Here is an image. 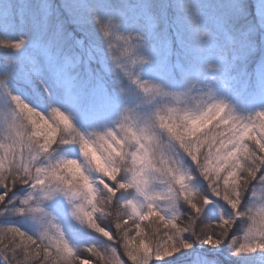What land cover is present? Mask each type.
<instances>
[{
  "label": "snow or ice",
  "instance_id": "6c2138e0",
  "mask_svg": "<svg viewBox=\"0 0 264 264\" xmlns=\"http://www.w3.org/2000/svg\"><path fill=\"white\" fill-rule=\"evenodd\" d=\"M0 48V264H264V109L211 74L264 80V0H0Z\"/></svg>",
  "mask_w": 264,
  "mask_h": 264
},
{
  "label": "trees",
  "instance_id": "16d2710c",
  "mask_svg": "<svg viewBox=\"0 0 264 264\" xmlns=\"http://www.w3.org/2000/svg\"><path fill=\"white\" fill-rule=\"evenodd\" d=\"M36 2H38V0H29V4H34ZM49 2L53 4H59L60 0H49ZM187 2H191V0H187ZM201 2L208 8L209 11H214L216 9V6L221 3V0H201ZM244 3L247 6L249 18L252 19L253 22H255L257 18V12L255 10V0H244ZM257 39L259 38L257 37ZM5 54V50L3 48H0V59H2ZM217 63V69L213 70L211 73L212 75H215L217 77L215 86L216 84H224L226 89V91L222 92L221 95L218 96V90L214 87L217 99L222 98L223 101L228 104L236 114L242 116H247L257 110L264 109V95L260 97L259 100H252L248 107H243L244 105L238 103V101L236 100L237 95L242 96L243 94H247L248 91H253L255 89V84L257 82L256 77L258 75L257 71L259 70V66L261 64V58L258 53L248 56L243 61L237 60L232 64L219 62ZM230 92L232 94H230ZM209 127H211V125ZM261 195L264 194H260V196ZM174 258L175 257H165V259ZM221 259L225 258L221 257ZM225 264H227L226 259Z\"/></svg>",
  "mask_w": 264,
  "mask_h": 264
},
{
  "label": "rangeland",
  "instance_id": "374dc122",
  "mask_svg": "<svg viewBox=\"0 0 264 264\" xmlns=\"http://www.w3.org/2000/svg\"><path fill=\"white\" fill-rule=\"evenodd\" d=\"M14 2L19 3V4H29V0H14ZM255 10H256V14L258 15V11L261 5V0H255ZM258 75H257V82L255 84V89L253 91H248L247 94H243L242 96H236L237 97V101L238 103L243 104V107H248L250 105V102L254 99L259 100L260 97H262L264 95V80L261 79L260 75H259V70L257 71ZM215 88H217L218 90V96L221 95L222 92L226 91L225 89V85L224 84H216ZM227 94V92H226ZM230 94H232L230 92ZM220 100H223L222 98H219ZM260 193L258 190L257 193V199L260 198ZM163 261H155L154 264H162Z\"/></svg>",
  "mask_w": 264,
  "mask_h": 264
}]
</instances>
